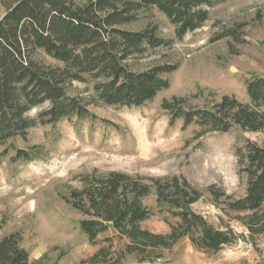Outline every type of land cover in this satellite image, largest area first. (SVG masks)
Instances as JSON below:
<instances>
[{"label":"rangeland","instance_id":"1","mask_svg":"<svg viewBox=\"0 0 264 264\" xmlns=\"http://www.w3.org/2000/svg\"><path fill=\"white\" fill-rule=\"evenodd\" d=\"M14 1L0 0V16ZM206 9L207 23L182 39L176 38L174 27L154 8L140 10L135 21L119 26L128 32L154 28L160 39L169 42L124 62L132 72L178 66L165 75L169 87L153 100L135 108L90 103L87 110L95 118L35 126L25 141L16 138L0 147V153L7 150L0 159V239L21 234V247L29 261L41 264H89L99 249L108 253L102 264H264V233L249 237L235 214L226 216L208 193L214 187L233 199L242 198L247 183L242 155L249 142L264 148V132L233 128L226 134L210 132L197 139V127L169 124L167 112L160 108L164 100L173 98L185 99L186 108H203L224 95L247 103L245 82L264 78V0H222ZM39 60L53 63L44 55ZM68 95L87 102L91 86L74 82ZM32 148L38 149L36 160L15 159L17 149ZM110 172L143 179L183 177L202 194L191 210L211 226L227 225L241 237L215 254L198 249L184 237L154 263L124 257L126 241L111 229L91 245L78 227L83 217L66 199L71 191L82 188L83 177ZM154 199L152 190L143 204L153 216L140 227L167 235L169 225L177 220L159 212Z\"/></svg>","mask_w":264,"mask_h":264},{"label":"trees","instance_id":"2","mask_svg":"<svg viewBox=\"0 0 264 264\" xmlns=\"http://www.w3.org/2000/svg\"><path fill=\"white\" fill-rule=\"evenodd\" d=\"M222 0H15L0 16V147L20 138L26 140L30 128L55 125L62 119L86 121L90 103L135 108L153 100L170 85L165 75L177 65L131 71L125 61L148 49L167 46L156 29L128 32L119 28L135 21L137 13L154 8L174 27L176 38L202 28L206 7ZM233 35V34H228ZM53 62L45 63L39 56ZM74 82L91 86L89 101L68 95ZM248 102L224 95L203 108L189 109L185 99L164 100L169 124L197 127L195 138L210 132L226 134L236 128L244 132H264V78L245 82ZM45 105H47L45 108ZM39 109L34 117L30 111ZM37 148L16 150L15 159L31 163ZM36 154V155H35ZM7 150L0 153L6 157ZM246 188L242 198L233 199L214 187L208 190L212 203L245 227L248 236L264 233V148L247 143L242 155ZM81 189L71 191L66 202L83 219L78 227L91 245L109 229L125 240V255L138 262L154 263L165 251L187 237L198 249L218 252L241 236L227 225L211 226L191 210L202 194L183 177L143 179L125 173L85 176ZM153 190L159 212L177 220L167 235L152 234L140 227L153 211L144 206ZM22 236L10 233L0 239V264H41L30 262L21 247ZM108 257L99 249L89 264H102Z\"/></svg>","mask_w":264,"mask_h":264}]
</instances>
